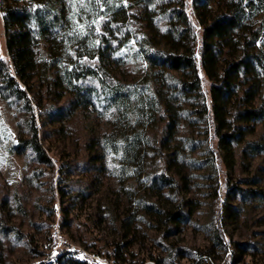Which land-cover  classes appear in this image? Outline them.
<instances>
[{"label":"trees","instance_id":"obj_1","mask_svg":"<svg viewBox=\"0 0 264 264\" xmlns=\"http://www.w3.org/2000/svg\"><path fill=\"white\" fill-rule=\"evenodd\" d=\"M0 12V95L31 118L19 150L51 164L36 110L51 125L95 113L109 131L89 152L101 146L134 181L168 192L170 208L147 191L138 203L169 231L189 216L186 170L217 181L222 165L228 196L264 201L259 170L246 173L264 156V0H0ZM238 165L248 177H234ZM215 241L225 249L219 228ZM49 264L91 263L63 253Z\"/></svg>","mask_w":264,"mask_h":264},{"label":"rangeland","instance_id":"obj_2","mask_svg":"<svg viewBox=\"0 0 264 264\" xmlns=\"http://www.w3.org/2000/svg\"><path fill=\"white\" fill-rule=\"evenodd\" d=\"M187 1L191 8L193 0ZM6 56L0 12V58ZM36 119L51 164L19 150L32 137L31 118L0 95V264H49L63 253L91 264H264V201L228 196L222 165L217 181L207 179L204 170H186L189 216L169 231L138 203L147 191L152 201L170 208L168 192L160 197L158 190L149 191L144 177L134 181L121 170L120 157L104 155L98 144L94 156L89 152L92 141L109 131L108 119L79 112L51 125L42 122L38 110ZM160 129L151 134L159 136ZM96 155L102 156L97 164ZM188 161H182L186 168ZM61 166L66 169L62 178ZM257 169L264 187V156L246 173ZM246 173L238 165L234 177H248ZM218 228L225 249L215 241Z\"/></svg>","mask_w":264,"mask_h":264}]
</instances>
